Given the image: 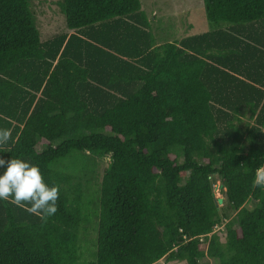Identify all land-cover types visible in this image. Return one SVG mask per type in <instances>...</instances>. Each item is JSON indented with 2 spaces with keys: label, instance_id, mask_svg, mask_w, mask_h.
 <instances>
[{
  "label": "trees",
  "instance_id": "trees-1",
  "mask_svg": "<svg viewBox=\"0 0 264 264\" xmlns=\"http://www.w3.org/2000/svg\"><path fill=\"white\" fill-rule=\"evenodd\" d=\"M57 4L44 42L34 0H0V157L59 185L47 222L0 200V264H264V0L163 42L141 0Z\"/></svg>",
  "mask_w": 264,
  "mask_h": 264
},
{
  "label": "rangeland",
  "instance_id": "rangeland-1",
  "mask_svg": "<svg viewBox=\"0 0 264 264\" xmlns=\"http://www.w3.org/2000/svg\"><path fill=\"white\" fill-rule=\"evenodd\" d=\"M58 1L60 0H34L38 29L44 42L58 34L69 32L65 17L62 15L57 4ZM141 2L142 8L149 18L152 29L160 42L165 40L176 41L210 31V25L205 16L203 0H141ZM108 163L109 160L101 163L100 177L107 168ZM224 192L225 189L218 182L215 186V198L217 200L223 198L224 200ZM219 206H222V204H219ZM223 227L219 226L217 230H223ZM203 262L204 264H218L217 260L209 258L204 259ZM156 264L185 263H167L163 259Z\"/></svg>",
  "mask_w": 264,
  "mask_h": 264
},
{
  "label": "clouds",
  "instance_id": "clouds-1",
  "mask_svg": "<svg viewBox=\"0 0 264 264\" xmlns=\"http://www.w3.org/2000/svg\"><path fill=\"white\" fill-rule=\"evenodd\" d=\"M12 138L11 129H0V146ZM0 200L9 201L47 222L58 211L59 185L49 187L39 167L21 158L0 157ZM253 187L264 189V166L257 168Z\"/></svg>",
  "mask_w": 264,
  "mask_h": 264
},
{
  "label": "water",
  "instance_id": "water-1",
  "mask_svg": "<svg viewBox=\"0 0 264 264\" xmlns=\"http://www.w3.org/2000/svg\"><path fill=\"white\" fill-rule=\"evenodd\" d=\"M215 195H216V194H215V192H214V197H216ZM223 201H224L223 198H219V199H218V203H219V204H222V205H223ZM219 204H218V205H219Z\"/></svg>",
  "mask_w": 264,
  "mask_h": 264
}]
</instances>
